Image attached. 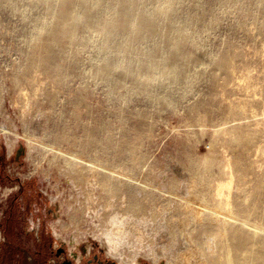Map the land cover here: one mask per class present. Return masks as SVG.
<instances>
[{
  "label": "rangeland",
  "instance_id": "obj_1",
  "mask_svg": "<svg viewBox=\"0 0 264 264\" xmlns=\"http://www.w3.org/2000/svg\"><path fill=\"white\" fill-rule=\"evenodd\" d=\"M76 10L83 18L63 19L54 0H0V212L27 193L49 241L105 257L111 218L123 220L115 244L140 264L189 238L197 263L214 264L219 245L212 255L203 242L218 240L226 195L230 213L247 209L227 224L236 243L264 236V0H78ZM185 195L210 204L204 221L180 207Z\"/></svg>",
  "mask_w": 264,
  "mask_h": 264
},
{
  "label": "bare ground",
  "instance_id": "obj_2",
  "mask_svg": "<svg viewBox=\"0 0 264 264\" xmlns=\"http://www.w3.org/2000/svg\"><path fill=\"white\" fill-rule=\"evenodd\" d=\"M54 1H56L62 5L63 12L61 13V17L63 19H65V18H83V12L81 10H76L78 0H54ZM139 25L140 24H138V27H139ZM237 142L240 145L247 147L249 144L248 135L244 136L242 139H237ZM213 157H214L213 155H210L207 157V159L210 160V159H213ZM80 171L81 170H79V172ZM96 172H97V170H96ZM201 174H202V172H201ZM261 187H262V183H261ZM223 189H224V187L221 184H217V186H215V194L217 196H220V197L223 196L225 193L223 191ZM234 191H236V190H234ZM230 192H232V191H230ZM199 194H200V192H199ZM259 194H261V193H259ZM252 195H253V193H252ZM198 197L199 198H192V197L186 196V195L183 196L181 198L182 200L180 199L182 201V203L180 202V207L183 206L184 208L188 209V212L190 214V218L193 219V221L201 222V221H204V216L206 217V215L204 214L205 213L204 210H206V212H207V210L210 209L211 206L209 203H206L204 201L203 197H201V196H198ZM226 197H228V195H226ZM226 197H224L222 200L219 198L221 200L220 201V203H221L220 211L214 210V214H216V216H217V218L214 220L216 223L215 225L219 224L218 226L220 227V225H221V228H222V229H219V231L217 230L218 232H216L217 233L216 235H213L215 237H218V240L215 241V240H213L214 238L212 239L209 236L211 238V239H209L207 236H205V237H207L206 238L207 240L205 241V238L203 239L205 241V242H203V244L206 243V245H205L206 248H204V249H206L209 253H212V255H213V253H214L213 251L216 252L218 250L217 248L219 245L220 257L217 258L216 260L214 259L215 260L214 264H264V236H258L257 233L254 234L253 232L250 231L247 233V236L245 237V239H243L242 241L239 240L236 243V235H238V233H240V234H242V233L239 232L238 230H236V228H233L232 226H230L231 229L230 228L227 229V227H228L227 224L231 223V220L234 221V219H236L235 215H242L247 211V209H245L244 207H238L237 209L233 208V209H236V211L234 213H233V211H232V213H230L229 207L231 209L233 207V205H232V207L230 206V203H229L230 199H228ZM178 199H179V197H178ZM178 205H179V203H178ZM250 209L253 210L254 207L251 206ZM248 215L250 216V214H248ZM221 216L223 218H221ZM205 220H207V219L205 218ZM240 220H243V219H240ZM228 221H229V223H228ZM111 222L114 223L116 227H115L114 231L112 232V234L107 235L105 238L101 239V245L104 248H106V252L109 255L116 258L122 264H140V261H139L140 253L139 252H138L139 256L134 251H130V252L126 253V252H124L123 249L118 248L115 244L116 238H119V239L122 238L123 239L125 236L126 229L124 227V221L123 220L118 221L116 218H111ZM236 222H238V221H236ZM253 225H255V224H253ZM198 226L203 231H205L207 229V226L204 223L199 224ZM247 227H248V225H247ZM183 233H184V236H186L187 232L185 233V231H183ZM113 235H115L117 237H114ZM141 237L142 236L138 235V239H140ZM186 237H189V236H186ZM256 241L260 243L259 246L255 245ZM183 245H184L183 248L179 249L178 251H175L172 248H171V251H170V249L166 250L165 246L162 244L159 246L156 245V247H158V248L155 249V252L153 251L154 249L152 250V252L149 251V252H151V254L149 255V258H151L155 264H158L159 260L162 258H166V260H167L166 264H209L207 262V260H205V258L202 255H201L202 261H201V259L199 260V261H201L200 263H197L196 260H198V259H194L195 258L194 257L195 256V250H198V245L195 243V240H193L192 238H189V240L187 242H185ZM168 251H170V252H168ZM147 252L148 251H146V253ZM196 253H197V251H196ZM207 255L209 257L210 254H207ZM209 259H210V257H209Z\"/></svg>",
  "mask_w": 264,
  "mask_h": 264
},
{
  "label": "flooded vegetation",
  "instance_id": "obj_3",
  "mask_svg": "<svg viewBox=\"0 0 264 264\" xmlns=\"http://www.w3.org/2000/svg\"><path fill=\"white\" fill-rule=\"evenodd\" d=\"M29 196L13 194L0 212V264H122L107 252L108 257L98 250L78 254L62 242L53 244L44 230L46 215L36 216Z\"/></svg>",
  "mask_w": 264,
  "mask_h": 264
}]
</instances>
